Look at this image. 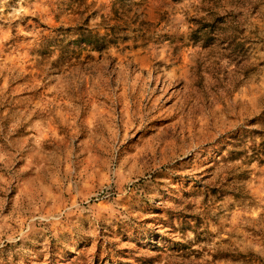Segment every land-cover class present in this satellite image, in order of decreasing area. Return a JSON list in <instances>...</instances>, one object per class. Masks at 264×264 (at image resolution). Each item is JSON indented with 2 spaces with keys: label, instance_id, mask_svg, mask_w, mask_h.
<instances>
[{
  "label": "rangeland",
  "instance_id": "obj_1",
  "mask_svg": "<svg viewBox=\"0 0 264 264\" xmlns=\"http://www.w3.org/2000/svg\"><path fill=\"white\" fill-rule=\"evenodd\" d=\"M263 140L264 0H0V264H264Z\"/></svg>",
  "mask_w": 264,
  "mask_h": 264
},
{
  "label": "trees",
  "instance_id": "obj_2",
  "mask_svg": "<svg viewBox=\"0 0 264 264\" xmlns=\"http://www.w3.org/2000/svg\"><path fill=\"white\" fill-rule=\"evenodd\" d=\"M104 37H105V36H96L95 41L97 42V41H99V40H102V39H104ZM86 41H87V42H90V40H87V39H86ZM261 144H262V146H261V148H260L261 150H260V152H258V153L256 154V156H257V155L259 156V155H261L262 153L264 154V140L262 141ZM259 153H260V154H259Z\"/></svg>",
  "mask_w": 264,
  "mask_h": 264
}]
</instances>
